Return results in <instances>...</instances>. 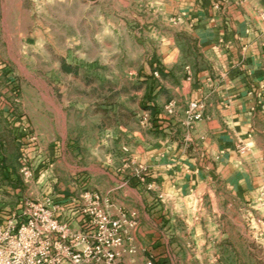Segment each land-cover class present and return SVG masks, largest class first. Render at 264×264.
I'll return each mask as SVG.
<instances>
[{
  "label": "crops",
  "instance_id": "crops-1",
  "mask_svg": "<svg viewBox=\"0 0 264 264\" xmlns=\"http://www.w3.org/2000/svg\"><path fill=\"white\" fill-rule=\"evenodd\" d=\"M152 7L156 17L161 12L168 25L178 27L184 43L177 45L175 35L166 38V51L156 54L150 69L162 75L151 77L141 101L150 131L135 132L129 144L125 134L107 132L105 143H113L123 159L133 158L135 172L126 180V166L111 167L110 159L106 170L89 174L88 183L95 181L116 208L138 211L139 252L149 249L156 264H227L220 246L223 237L234 244L231 232L222 223H206L222 219V204L237 219L250 212L252 225L238 231L248 251L260 249L264 264V0H161ZM193 101L206 103V119L188 128L184 114ZM170 102L176 105L173 116L166 112ZM27 120L26 126L34 123ZM241 143L250 151L239 154ZM84 191L97 192L83 188L77 196ZM72 199H55L63 220L77 219ZM182 203L187 210H174ZM192 203L200 204L198 211ZM208 203L214 211L204 208ZM10 217L8 208H0V223Z\"/></svg>",
  "mask_w": 264,
  "mask_h": 264
},
{
  "label": "rangeland",
  "instance_id": "rangeland-1",
  "mask_svg": "<svg viewBox=\"0 0 264 264\" xmlns=\"http://www.w3.org/2000/svg\"><path fill=\"white\" fill-rule=\"evenodd\" d=\"M160 1L0 0V208L9 215L28 201L74 198L83 188L99 192L88 176L107 168L110 159L111 167L126 166V180L135 172L133 158L123 159L105 142L111 132L125 134L129 144L135 132L152 127L141 101L151 77L162 75L150 69L156 54L166 51V38L175 35L177 45L184 43L178 27L168 25L161 12L156 17L152 6ZM28 117L31 126L24 125ZM218 207L222 219L206 223H222L231 232L236 247L223 237L224 262L262 264L260 249L248 251L238 231L252 225L250 212L237 219L229 204ZM175 208L188 209L185 203ZM204 208L214 211L215 205ZM134 236L136 253L121 264H136L135 258L156 264L149 249L139 252Z\"/></svg>",
  "mask_w": 264,
  "mask_h": 264
},
{
  "label": "built area",
  "instance_id": "built-area-1",
  "mask_svg": "<svg viewBox=\"0 0 264 264\" xmlns=\"http://www.w3.org/2000/svg\"><path fill=\"white\" fill-rule=\"evenodd\" d=\"M187 73L191 79L189 68ZM175 108L170 102L166 112L173 116ZM206 111L204 101L191 102L184 125L193 128L206 119ZM145 122H150L148 116ZM237 151L245 154L250 147L241 143ZM72 204L75 221L61 219L63 207L52 198L24 203L6 225L0 223V264H121L126 255L136 253L134 233L140 223L136 211L116 208L107 196L93 191L82 192Z\"/></svg>",
  "mask_w": 264,
  "mask_h": 264
}]
</instances>
